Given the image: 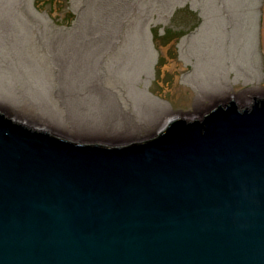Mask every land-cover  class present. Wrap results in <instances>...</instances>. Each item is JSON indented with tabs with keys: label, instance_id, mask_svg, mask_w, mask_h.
I'll use <instances>...</instances> for the list:
<instances>
[{
	"label": "water",
	"instance_id": "95a60500",
	"mask_svg": "<svg viewBox=\"0 0 264 264\" xmlns=\"http://www.w3.org/2000/svg\"><path fill=\"white\" fill-rule=\"evenodd\" d=\"M122 146L0 112V264H264V98Z\"/></svg>",
	"mask_w": 264,
	"mask_h": 264
},
{
	"label": "rangeland",
	"instance_id": "374dc122",
	"mask_svg": "<svg viewBox=\"0 0 264 264\" xmlns=\"http://www.w3.org/2000/svg\"><path fill=\"white\" fill-rule=\"evenodd\" d=\"M264 98V0H0V112L122 146Z\"/></svg>",
	"mask_w": 264,
	"mask_h": 264
}]
</instances>
